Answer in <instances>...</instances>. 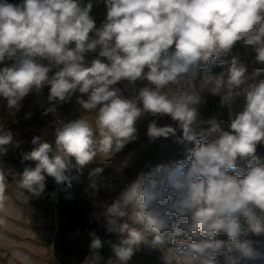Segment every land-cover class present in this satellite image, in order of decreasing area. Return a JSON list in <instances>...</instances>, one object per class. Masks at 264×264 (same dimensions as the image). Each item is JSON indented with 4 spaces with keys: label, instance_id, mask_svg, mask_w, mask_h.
<instances>
[{
    "label": "clouds",
    "instance_id": "clouds-1",
    "mask_svg": "<svg viewBox=\"0 0 264 264\" xmlns=\"http://www.w3.org/2000/svg\"><path fill=\"white\" fill-rule=\"evenodd\" d=\"M104 3L106 18L97 28L91 2L0 0V63L15 60L0 68V98L9 113L14 115L30 93L48 87L45 114L76 92L87 96L77 103L96 114L95 128L83 117L58 121L54 146L34 137L35 147L23 159L35 166L24 169L19 188L40 196L46 177L71 187L73 168L80 171L98 155L111 156L136 139L135 125L144 113L167 115L182 130V141L194 147L182 160L141 172L103 205V226L120 237L111 244L116 260L126 264L141 243L157 248L170 243L165 264H218L221 253L226 264H264V242L247 238L249 232L264 236V157L257 154L264 144V79L245 90L243 111H230L227 122L198 119L202 97L195 84L199 78L200 90L220 96L224 105L240 94L236 90L245 83L247 67L237 57L226 79L207 70L224 65L222 57L240 41L254 46L256 61L264 63V0ZM97 49L98 57L86 63L85 55ZM261 75L264 68H256L251 78ZM122 80H146L151 87L126 99L113 87ZM175 134L176 128L155 120L147 128L151 139ZM12 142L13 133L0 130V146ZM238 158L248 160L243 176L234 171ZM5 181L0 171V202ZM90 187L99 191L100 186L93 180ZM219 234L228 239L216 238ZM181 235L186 238L177 239ZM90 236L91 255L83 264H101L104 241L95 232Z\"/></svg>",
    "mask_w": 264,
    "mask_h": 264
},
{
    "label": "rangeland",
    "instance_id": "rangeland-1",
    "mask_svg": "<svg viewBox=\"0 0 264 264\" xmlns=\"http://www.w3.org/2000/svg\"><path fill=\"white\" fill-rule=\"evenodd\" d=\"M92 18L99 28L106 16L102 14ZM237 43L243 47L242 57L237 58L247 67L245 83L236 90L240 94L230 104L224 105L220 96L211 94L207 89L200 90V80L195 81L202 97L197 106L200 120L215 117L227 122L230 111H243L246 103L245 90L264 79V75L251 78L254 69L264 68V63H258L255 59L254 46L245 45L243 41ZM98 53L99 49L87 53L86 63L90 64L98 57ZM101 59L107 62L105 58ZM13 63L15 60L5 59L0 63V68ZM229 66L230 64H225L220 72L210 75L223 73L226 79ZM145 86L151 87L146 80H122L113 87H119L121 95L131 99ZM48 94V87L40 93H30L14 115L9 113L6 100L0 98V130H10L13 133V142L0 146V171L4 173L7 185L5 199L0 202V264H83L85 258L91 255V232H95L104 241V246L99 250L103 258L101 264H106L109 258L113 259L114 264H120L111 249V244L119 243L120 237L115 233H107L103 226V205L110 204L141 172H147L157 164L184 159L194 144L182 141V130L171 117L144 113L135 125L136 139L126 144L122 150L108 157L98 155L80 171L73 168L72 174L76 178L71 187L67 183L57 184L52 177H46L44 192L40 196H33L18 186L24 169L35 166V162L23 159L24 153L35 147L32 139L39 136L54 146L58 121L69 122L83 117L93 128L96 127L95 112H88L77 103L78 97L87 99L86 95L76 92L67 102H57L54 112L45 114V109L50 106L47 102ZM153 120L158 126L176 128V134L168 138L151 139L147 135V128ZM257 154L264 157V144L257 146ZM72 162L75 165L74 159ZM96 169H102V172L94 175ZM234 171L240 176L245 175L248 171L247 158H238L237 169ZM93 180L100 186L99 191L90 187ZM175 219L173 217L174 221ZM151 238L148 237L149 241ZM185 238L184 235L177 237ZM216 238L228 239L224 234H219ZM247 238L264 242V236H256L251 232ZM167 247H171V244L168 243L165 248H157L150 243H141L134 249V254L126 264H165ZM216 259L218 264H226L225 254H218Z\"/></svg>",
    "mask_w": 264,
    "mask_h": 264
},
{
    "label": "trees",
    "instance_id": "trees-1",
    "mask_svg": "<svg viewBox=\"0 0 264 264\" xmlns=\"http://www.w3.org/2000/svg\"><path fill=\"white\" fill-rule=\"evenodd\" d=\"M88 2H91L93 7L90 12V15L93 17H99L100 15L106 16L107 8L104 3V0H81L82 4H87ZM8 3L12 4H20L22 3V0H8ZM243 55V47L236 43V45L233 47L232 51L228 54L226 57H222L226 61L225 64H230L232 57H242ZM224 64V65H225ZM223 65H216L211 66L209 70H207L208 74L211 73H218L222 70ZM205 74V70H201V77ZM200 79L198 78L196 82H198Z\"/></svg>",
    "mask_w": 264,
    "mask_h": 264
}]
</instances>
